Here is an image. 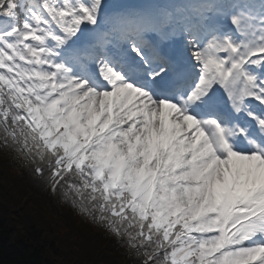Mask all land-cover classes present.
<instances>
[{
  "label": "snow or ice",
  "instance_id": "snow-or-ice-1",
  "mask_svg": "<svg viewBox=\"0 0 264 264\" xmlns=\"http://www.w3.org/2000/svg\"><path fill=\"white\" fill-rule=\"evenodd\" d=\"M0 145L138 264H264V0H0Z\"/></svg>",
  "mask_w": 264,
  "mask_h": 264
},
{
  "label": "trees",
  "instance_id": "trees-1",
  "mask_svg": "<svg viewBox=\"0 0 264 264\" xmlns=\"http://www.w3.org/2000/svg\"><path fill=\"white\" fill-rule=\"evenodd\" d=\"M0 161L7 164V169L10 164L18 169L13 182L0 173V264H111L109 258L118 247L113 245L114 240L106 239L100 228L96 241L85 239L84 233L66 219L64 227L63 215L88 233L95 225L69 202L57 200L58 195L51 200L46 193L38 192L32 172L22 167L10 150L0 147Z\"/></svg>",
  "mask_w": 264,
  "mask_h": 264
},
{
  "label": "rangeland",
  "instance_id": "rangeland-1",
  "mask_svg": "<svg viewBox=\"0 0 264 264\" xmlns=\"http://www.w3.org/2000/svg\"><path fill=\"white\" fill-rule=\"evenodd\" d=\"M6 166H7V164H4L3 162L0 161V173L2 175L6 176L8 179L11 178L12 180L10 182H13L15 176L18 175V169L14 164H10V166H9L10 169H7ZM51 200H53V199H51ZM62 223H63L64 227H67V221L65 220V218L62 220ZM88 248H91V246H88ZM72 264H81V263L75 262Z\"/></svg>",
  "mask_w": 264,
  "mask_h": 264
}]
</instances>
